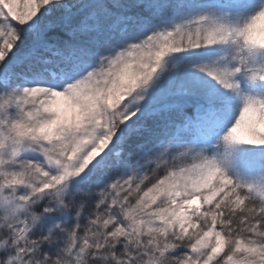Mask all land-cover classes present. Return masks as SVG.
<instances>
[{"label": "snow or ice", "instance_id": "snow-or-ice-1", "mask_svg": "<svg viewBox=\"0 0 264 264\" xmlns=\"http://www.w3.org/2000/svg\"><path fill=\"white\" fill-rule=\"evenodd\" d=\"M0 264H264V0H0Z\"/></svg>", "mask_w": 264, "mask_h": 264}]
</instances>
